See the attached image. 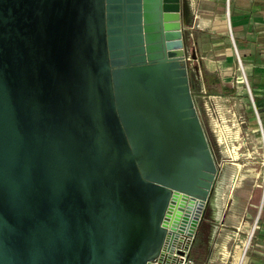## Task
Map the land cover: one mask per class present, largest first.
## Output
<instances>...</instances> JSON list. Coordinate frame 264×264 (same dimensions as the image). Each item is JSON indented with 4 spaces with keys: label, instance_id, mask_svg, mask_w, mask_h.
<instances>
[{
    "label": "water",
    "instance_id": "water-1",
    "mask_svg": "<svg viewBox=\"0 0 264 264\" xmlns=\"http://www.w3.org/2000/svg\"><path fill=\"white\" fill-rule=\"evenodd\" d=\"M184 24L182 0H0V264H187L223 168Z\"/></svg>",
    "mask_w": 264,
    "mask_h": 264
},
{
    "label": "rangeland",
    "instance_id": "rangeland-1",
    "mask_svg": "<svg viewBox=\"0 0 264 264\" xmlns=\"http://www.w3.org/2000/svg\"><path fill=\"white\" fill-rule=\"evenodd\" d=\"M197 3L200 4L199 7H202V9L209 10L208 4L200 1ZM224 4L225 1L216 2L213 5L214 8L211 14L221 16V13H223L226 28H229L227 10L223 9ZM188 6L191 18L194 20V4H191V0ZM190 34L189 36L187 34L188 38L185 35L188 47L192 48L194 44L197 47L194 41L195 34L193 36ZM228 41L234 50L235 57L234 65H232L236 76L234 86L232 82H227L229 78L223 82L224 84L221 81L223 70L226 68L223 61L218 62L220 64L218 65L216 62L206 59L202 65L207 82L205 83V91L207 90L208 93L200 94L199 88H196L193 80L192 87L195 89L196 105L209 145L215 155L218 171L220 172V169H224L227 165L231 166L230 170H234L235 164L238 162L241 176L237 182L239 186H236L233 190L230 200L228 195L226 196L228 203H234L233 219H229L231 210L228 209L224 219L217 221L212 214L211 207H206L195 241L189 252V257L193 261L192 264H209L211 261H215L217 264H225L223 254L220 253V245L227 241L229 251L233 254L235 247L241 246L240 239L247 238L255 221L259 222L262 218L260 215L264 206V114L260 109V103L255 97L254 91L251 92L249 89L243 70L244 67L240 65L230 28ZM209 50L207 49V52ZM198 55H200L199 49ZM211 100L213 101V108L217 107V109L212 108V111H206V106L211 105L209 103ZM243 176L244 178H242ZM229 190L227 189L226 193L230 195ZM223 212L221 217L217 218L218 220L224 216ZM237 218L246 220L244 226L242 225V230L237 229L239 224ZM214 225L218 226V230L216 238L211 243L210 234ZM256 242L257 230L252 235L246 254L252 253L250 251ZM248 258L249 254L245 259V264H248Z\"/></svg>",
    "mask_w": 264,
    "mask_h": 264
},
{
    "label": "crops",
    "instance_id": "crops-1",
    "mask_svg": "<svg viewBox=\"0 0 264 264\" xmlns=\"http://www.w3.org/2000/svg\"><path fill=\"white\" fill-rule=\"evenodd\" d=\"M198 1L208 4L209 10H204L202 7H199L200 4L198 5ZM218 1H225L223 9L227 10L229 28L232 34L231 37L239 57L240 65L244 67L243 70L245 72H243L245 73L246 80L248 81L249 89L251 92L254 91L255 97L260 103V109L264 114V0H191V4H194V20H192L189 13L188 5L190 4V0H182L183 22L185 23L184 34L186 35V38H188L189 33H192L193 35L195 34L194 41L199 49V56L201 60L200 69L202 70V74L204 71L202 64L205 63L206 59L213 61L214 63L216 62L218 65H220L218 62L223 61L226 68L223 70L221 81L223 83L225 80H228L227 78H229L230 81L228 80L227 82H232V85L234 86L236 76L232 65H234L235 57L234 50L228 43L229 28H226L224 22L225 16L223 13H221V16L211 14L212 9L214 8L213 5ZM207 49H210L209 52H207ZM205 87V83H202V89H205ZM242 178H244V176ZM237 184L239 183L234 184L233 187L230 186V190L232 191L229 190V193L231 192V194H233L235 187L239 186ZM231 196L232 195H228L229 200ZM226 206L227 208L225 214L228 209L231 210V219H233L234 203L232 202L230 204V202H227ZM260 216H262L260 221L258 222L256 220L252 226L253 233L257 230V242L250 251L252 253H248V264H264V206ZM224 217L225 215L220 220H216L221 221ZM237 221L239 223L237 229L242 230V225L244 226L246 220L237 218ZM217 230V225H214L211 228V243H213L216 238ZM242 240L243 238L240 239L241 248L243 247ZM223 243L226 244L228 249L227 255L222 248ZM223 243L220 245V253L223 254L225 264L228 262H230L229 264H237V259L239 257L235 260L234 257L236 256L235 252L237 247L240 246H236L233 254H231L227 242ZM246 253L241 261V264H245V259L248 257V254ZM209 264H217V262L211 261Z\"/></svg>",
    "mask_w": 264,
    "mask_h": 264
},
{
    "label": "bare ground",
    "instance_id": "bare-ground-1",
    "mask_svg": "<svg viewBox=\"0 0 264 264\" xmlns=\"http://www.w3.org/2000/svg\"><path fill=\"white\" fill-rule=\"evenodd\" d=\"M239 169H240V165L237 162L235 164L234 170L233 169L229 170V168L226 166L220 173V176L218 179L219 183L217 182L218 184L216 185L215 195H214V198H213L212 204H211V209L213 210V215H214L215 219H217L218 217L219 218L221 217L223 210H224L223 215H225V211L227 208V206L225 207L226 202H227L226 191H227V189H230L233 186V181H235V184L239 181L240 176H241ZM231 182H232V186L229 187L228 184ZM231 217H232V215L230 213L229 219H231ZM252 235H253V230L251 231V233L249 234V236L246 239L242 240V246L243 247L242 248H241V246L237 247L236 252H235L236 256L234 257V260L239 257L237 259L238 263L236 262L237 264H241V261L244 257V254H245L247 248L249 247ZM222 248H223L225 254L227 255L228 249H227L225 243H223Z\"/></svg>",
    "mask_w": 264,
    "mask_h": 264
},
{
    "label": "built area",
    "instance_id": "built-area-1",
    "mask_svg": "<svg viewBox=\"0 0 264 264\" xmlns=\"http://www.w3.org/2000/svg\"><path fill=\"white\" fill-rule=\"evenodd\" d=\"M232 35V34H231ZM191 36H193V34L191 33ZM191 38V37H190ZM187 53L185 54V56H184V58H183V60H184V63H185V66H186V68H187V70H188V74H189V77H190V80L194 77V78H197V77H202V70L200 69V68H198V69H196L195 68V63H194V59H196V58H193V51H190V50H187L186 51ZM196 60H198V58L196 59ZM241 67H243V66H241ZM243 69V68H242ZM193 95H194V99H195V91H194V89H193ZM210 97H212V96H210ZM209 97V98H210ZM213 98V97H212ZM211 99V98H210ZM195 103H196V101H195ZM209 103H211V105L210 106H206V111L207 110H210V111H212V108H213V101L211 100ZM214 108H216L217 109V107H214ZM213 108V109H214ZM198 109V108H197ZM184 261H185V263H187V264H192L193 263V261L189 258V260L188 261H186V258H184Z\"/></svg>",
    "mask_w": 264,
    "mask_h": 264
},
{
    "label": "flooded vegetation",
    "instance_id": "flooded-vegetation-1",
    "mask_svg": "<svg viewBox=\"0 0 264 264\" xmlns=\"http://www.w3.org/2000/svg\"><path fill=\"white\" fill-rule=\"evenodd\" d=\"M186 48L187 50H190V51H193V50H196V53H197V58L198 60L194 59V63H195V68L198 69V68H201V60H200V56L198 55V49L196 47V45L194 44V46L192 48H189L188 47V43H187V40H186ZM204 71H203V74H202V77H197V78H192L191 79V83H192V80L194 81L195 83V86L196 88H199V91H200V94H205L207 92V90L205 91V89H202V83H207L206 82V79L204 77ZM195 90V89H194ZM208 93V92H207Z\"/></svg>",
    "mask_w": 264,
    "mask_h": 264
}]
</instances>
